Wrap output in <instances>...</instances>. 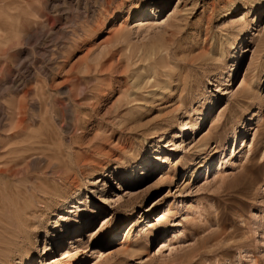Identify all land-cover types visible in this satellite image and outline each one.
Segmentation results:
<instances>
[{
  "label": "rangeland",
  "instance_id": "374dc122",
  "mask_svg": "<svg viewBox=\"0 0 264 264\" xmlns=\"http://www.w3.org/2000/svg\"><path fill=\"white\" fill-rule=\"evenodd\" d=\"M0 264H264V0H0Z\"/></svg>",
  "mask_w": 264,
  "mask_h": 264
},
{
  "label": "bare ground",
  "instance_id": "6f19581e",
  "mask_svg": "<svg viewBox=\"0 0 264 264\" xmlns=\"http://www.w3.org/2000/svg\"><path fill=\"white\" fill-rule=\"evenodd\" d=\"M24 22H26V20L24 19ZM42 24H44V23H42ZM42 30V29H41ZM40 30V31H41ZM72 43V42H71ZM60 47V46H59ZM56 52V51H55ZM62 53V52H61ZM61 56V55H60ZM63 56V55H62ZM50 58V57H49ZM59 59V58H58ZM48 60V59H47ZM57 60V56H56V58L55 57H53V58H50V62H53V61H56ZM49 61V60H48ZM52 64H54V67L57 69V67H58V65H56L55 64V62H53ZM54 68V69H55ZM52 70V69H51ZM52 81H53V79H52ZM64 83L66 82V79L63 81ZM63 82H61V83H63ZM53 83V82H52ZM60 83V84H61ZM51 84V83H50ZM53 85V84H52ZM66 85V84H65ZM11 87H13L14 88V83L11 85ZM10 87V88H11ZM15 89V88H14ZM70 90H71V88H69L68 87V89L65 91V92H67V93H70ZM33 101V100H32ZM30 106L32 107V108H34V109H38V111L39 110H41L42 109V107H43V103H42V101H40V102H37V101H33V102H30ZM10 108V110H6L4 113H3V120H2V122H3V124L5 125V126H7L8 127V130H10V131H13L12 132V134L11 135H19V136H21L22 134H23V132H24V128H26V125H25V122H26V119H27V117H25V111L24 110H22V108L21 107H17V106H15L14 104H13V102H11V106L9 107ZM70 110V109H69ZM67 111V110H66ZM70 112V111H69ZM68 118H69V114H68ZM67 123V122H66ZM67 126L69 127V122H68V124H67ZM185 126V124L184 125H181V128H183ZM8 136H10V133H8ZM234 136H235V134H234ZM15 137V136H14ZM5 171H7V169H2V172H5ZM12 173H14V174H11L12 176H15V171H13ZM60 178H61V184L62 185H64L65 183H66V179L68 178V176H67V174H62L61 176H60ZM41 192H43V193H46L47 192V194L49 193V190H47L45 187H41V190H40ZM52 195H53V197H59V196H62L63 194H61L62 192H61V190L57 187V186H55V188H53L52 189ZM50 197H52L51 195H50ZM46 203L47 202H49L50 203V201H52V198L51 199H43ZM48 203V204H49ZM47 204V205H48ZM55 238H59V236L57 235V234H54L53 235V237L50 239V240H55ZM53 240V241H54ZM49 245H50V243H46L45 245H44V252H46V250L49 248Z\"/></svg>",
  "mask_w": 264,
  "mask_h": 264
}]
</instances>
